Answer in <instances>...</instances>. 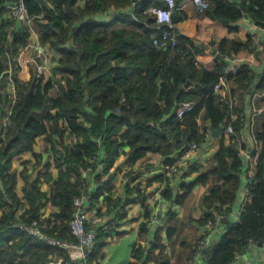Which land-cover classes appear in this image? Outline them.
<instances>
[{"label":"trees","instance_id":"trees-1","mask_svg":"<svg viewBox=\"0 0 264 264\" xmlns=\"http://www.w3.org/2000/svg\"><path fill=\"white\" fill-rule=\"evenodd\" d=\"M16 1L0 0V264H50L69 259L67 251L14 227L15 223L36 224L57 239H74L70 222L76 199L86 197L87 210L92 211L94 201L109 185L102 177L119 156L126 154L135 164L154 154V159H164L167 166L189 143L206 141L209 129L213 135L223 129L213 160L193 170L200 173L196 180H183L178 190L169 186L164 192L167 203L184 206L197 185H208L209 194L201 202L202 215L192 224L170 210L168 242L184 240L190 246V261L205 235L184 237L185 228L192 224L203 231L219 215L227 229L212 251L204 252L207 264H230L250 241L258 244L264 240V124L254 131L261 150L251 197L240 220L230 219L246 170L240 147L246 126L242 116L247 117L244 97L256 71L248 61L240 63L236 73L229 72V60L216 62L211 69L195 64L208 47L228 59L245 54L260 58L264 49L251 37L244 42L225 37L201 49L193 43L187 46L176 28L179 44L158 49L153 41L167 27L145 9L150 5L165 7L166 0H89L85 5L81 0H25L35 17L40 45L55 62L52 76L38 78L33 64L26 75L18 63L19 55L32 42V33L20 28L11 16L9 7ZM184 1L176 0L179 6ZM208 1L206 15L229 22L230 31H236V24L245 18L264 29V0ZM112 8L119 13L111 22L104 21L102 16ZM175 15L182 17L181 10ZM11 67L15 98L7 90L6 72ZM222 77L231 86V94L226 95L235 99L234 109L223 101L222 93L215 92ZM256 92H264V81ZM184 103H192L194 109L180 118ZM232 113L239 119L232 121L235 133L227 135L224 128ZM27 154L33 160L24 161L18 174L14 161ZM53 168L58 170L56 179ZM19 176L25 181L22 196L18 193ZM92 179L98 185L94 189ZM44 181L53 182L50 194L41 188ZM127 191L124 206L138 199L145 204L146 191L139 185L127 187ZM47 204L57 209L51 217L42 214ZM95 224L88 226L97 233L88 254L90 264H100L104 256L105 231ZM144 232H148L145 227ZM168 248L156 235L148 247L134 249L130 264H175Z\"/></svg>","mask_w":264,"mask_h":264},{"label":"crops","instance_id":"crops-1","mask_svg":"<svg viewBox=\"0 0 264 264\" xmlns=\"http://www.w3.org/2000/svg\"><path fill=\"white\" fill-rule=\"evenodd\" d=\"M88 1L89 0H81L80 3L85 5ZM181 7L182 17L175 15L174 19L176 29L183 37V44L187 46H190L193 43L196 47L201 49L203 45L208 46L213 41H220L225 37L244 42L252 34L253 25L245 19L236 24V31H230L228 24H225L222 21L212 20L206 15V12H199L190 0H185L181 4ZM119 11V9L112 8L102 16V19L106 22H111ZM30 45L31 47H29L28 50L33 52L34 46L40 45L38 36L32 37ZM262 45V49H264V40ZM208 51L201 55L203 60H206L208 58L207 56L213 54L212 50ZM243 56L244 57L242 58L254 59L252 67L256 71L255 79L249 89V94L247 97H244L247 112L251 111L254 107L259 111L258 116L254 121V125L252 122L246 123L240 142L242 158L245 163V169H247L251 166L253 162L252 157L255 155L258 148L253 140V131L264 124V92L255 93L264 81V55H260V58H257L254 54H245ZM239 64L240 63H231L229 72L236 73ZM214 66L215 65L211 64L209 69ZM28 71L29 69L27 71L23 70L26 75L29 73ZM230 89L231 86L228 83V87L224 89V93L231 94ZM220 144L221 133L218 136L214 134L207 138L201 155V162L204 164L203 166L208 165L213 160L214 156L219 151ZM123 150L127 152L129 148H124ZM154 158V154H149L146 159L133 164L129 162V158L126 154H122L118 157L115 165L109 170V172L103 175L102 180L105 182L107 180L106 184L109 183V185L105 189L104 194L94 201L93 210L90 211L93 216L101 218V221L97 222L95 225L103 228L106 235L105 247L103 250L104 256L100 260V264H130L133 259L134 249L140 245L148 247L149 242L154 240L156 235H160L162 242L169 245V253L172 254V259L175 264L189 263L190 246L187 243H184L183 239V241H178L177 243H169L167 238V228L160 229V225L161 222L168 223L170 210L179 218H189L191 223L194 224L192 221L202 215L201 202L202 199L209 194L210 188L208 185H197L194 188L191 198L184 206L169 204L166 202L161 211L160 218L162 219L160 222H157L154 227H149L148 223L151 220L153 221L154 218L152 217L155 216L157 211V202L154 200V196L156 191L162 188V179L160 181H157L156 179L158 177H163L162 172L164 168H166V162L164 159ZM30 159L33 160L31 154L25 155L20 160L16 159L13 168L18 174H20L24 169L23 162ZM53 174L56 179L58 177V170L53 168ZM199 175V171L188 172L187 170L185 173L176 176L170 186L174 190H178L181 181L184 180L187 183H190L196 180ZM110 176L112 177L111 179L109 178ZM92 183L93 185L91 186L93 189L98 187L94 179H92ZM244 183L246 184L245 173L242 176V184ZM51 184H53V182H51ZM51 184L44 181L41 184L42 190L50 194ZM137 185H139L142 191H146L147 199L145 204L138 199L136 202L124 206L122 201H125L129 197V195L127 197V187L131 189ZM24 187L25 181L19 176L18 193L21 196L23 195ZM241 198L242 196L239 194L237 201L232 206L233 210L230 216L232 222H238V217L243 204ZM146 205H149V211L147 210ZM56 212L57 209L51 204H47L42 210L44 217H51ZM147 212L149 216H147ZM192 224L185 228L186 232L184 237L189 236L190 238L196 239L203 231ZM144 227L148 229V232H144ZM226 227L225 223H220V227L214 236V243L219 241L224 234L225 229H227ZM251 256L253 258V264H264V240L255 246ZM206 260V253H203L199 258L198 264H207ZM148 264L154 263L149 262Z\"/></svg>","mask_w":264,"mask_h":264},{"label":"built area","instance_id":"built-area-1","mask_svg":"<svg viewBox=\"0 0 264 264\" xmlns=\"http://www.w3.org/2000/svg\"><path fill=\"white\" fill-rule=\"evenodd\" d=\"M196 9L204 13L210 8V2L208 0H190ZM167 6L159 7L155 5H150L145 9L146 14L153 15L158 24L161 26L167 27L163 33L155 37L153 43L154 46L158 49L168 50L170 48H174L179 44V40L175 35V25H174V17L177 11L182 9L176 2V0H166ZM10 13L13 19L17 22L20 28L27 29L31 31L32 37L38 36L34 30L35 25V17L32 16L30 10L25 2V0H17L14 4L10 5ZM245 20L253 25V31L251 34V38L255 45H257L260 49L263 48V40H264V29L258 28L250 19L245 18ZM31 47V45H29ZM26 48L18 57V63L22 66L24 71L29 69V65L33 64L36 68V75L38 78L42 77H50L54 73V60L52 54L43 48L41 45L34 46V51ZM28 52V53H27ZM27 53V54H26ZM206 60H203L201 56L196 57L195 64L203 65L205 68H209L211 64L215 65L216 62L230 61L231 63H243L245 61L250 62L252 65L254 62L253 58H236V59H228L225 55L220 52H216L215 54H211L207 56ZM7 73V90L10 95L16 97V86L13 80V69L12 67L6 72ZM228 83L224 77L220 79V81L215 85V92L223 94V101L229 104L231 109H234L236 106L235 99L232 97H228L224 93V89L227 87ZM225 87V88H224ZM194 106L192 103H184L182 108L179 110V117L182 118L186 114L192 112ZM258 109L252 108L251 111L247 112V117H243L242 120L247 122H252L254 125V121L258 116ZM239 119V116L235 113L231 114V122L224 128L225 133L227 135H232L235 133L232 121ZM8 120V119H7ZM213 135L212 131L209 129L207 133V137H211ZM253 140L254 143L258 146L257 152L252 157L253 162L250 167L245 170L246 175V184H242L239 194L242 196V208L238 217V221L241 218V212L244 204L250 199V185L253 182L254 176L256 174L257 166H258V156L260 155L261 144L256 140L255 134L253 131ZM205 142H197L193 141L189 143L186 147L180 150L178 154L174 156V162L170 165H167L164 168L162 175V188L157 190L154 196V200L157 202V211L153 221L151 220L148 223L149 227H154L157 222H160L162 218H160L162 208L166 203V199L164 196V192L168 189L172 181L176 176L188 172L193 171L196 168H201L203 162H201V155L203 153V147ZM238 194V196H239ZM88 199L86 197L76 199V210L73 214V218L70 222V230L74 239L62 240L57 239L48 235L45 230L34 224L29 225L26 223H15L14 227L19 228L28 234L38 238L42 241L49 243L52 246L59 247L67 251L69 255V259H59L56 262H52L50 264H90L88 254L92 251L95 242L97 240V233L95 229L89 228L88 226L93 223H97L101 221V218L93 216L88 210ZM222 215H219L216 221H209L203 229V237L196 247L195 252L193 254V258L189 261L188 264H198L199 258L205 252L206 249L212 248L214 244V236L216 231L220 227ZM167 224L165 222H161L160 229L167 228ZM257 244L253 241H250L247 245V249L238 254L235 260L230 264H253V258L251 253H253L254 248ZM167 253H169V248L167 249Z\"/></svg>","mask_w":264,"mask_h":264},{"label":"water","instance_id":"water-1","mask_svg":"<svg viewBox=\"0 0 264 264\" xmlns=\"http://www.w3.org/2000/svg\"><path fill=\"white\" fill-rule=\"evenodd\" d=\"M223 23H226V24H229V22H227V21H222ZM188 86V85H187ZM222 131H223V129L221 128V129H218V130H215L214 131V134L216 135V136H218L220 133H222ZM206 252H210V251H212V248H209V249H206L205 250Z\"/></svg>","mask_w":264,"mask_h":264},{"label":"rangeland","instance_id":"rangeland-1","mask_svg":"<svg viewBox=\"0 0 264 264\" xmlns=\"http://www.w3.org/2000/svg\"><path fill=\"white\" fill-rule=\"evenodd\" d=\"M16 163V162H15Z\"/></svg>","mask_w":264,"mask_h":264}]
</instances>
